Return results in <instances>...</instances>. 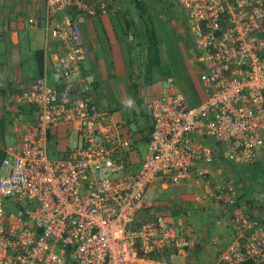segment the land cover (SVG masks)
I'll use <instances>...</instances> for the list:
<instances>
[{
	"label": "built area",
	"instance_id": "obj_1",
	"mask_svg": "<svg viewBox=\"0 0 264 264\" xmlns=\"http://www.w3.org/2000/svg\"><path fill=\"white\" fill-rule=\"evenodd\" d=\"M42 1L45 42L54 41L43 66L50 53L56 82L45 72L30 85L0 74V118L14 108L32 117L0 149V264H203L210 249L211 264H264V214L210 171L264 163V0H174L203 98L193 104L169 87L145 101L150 128L138 164L132 135L97 106L95 77L81 66L80 25L115 0ZM71 132L74 146L58 150L59 136ZM152 184L175 189L172 210L145 203ZM208 203L221 214L212 245L187 224Z\"/></svg>",
	"mask_w": 264,
	"mask_h": 264
},
{
	"label": "crops",
	"instance_id": "obj_2",
	"mask_svg": "<svg viewBox=\"0 0 264 264\" xmlns=\"http://www.w3.org/2000/svg\"><path fill=\"white\" fill-rule=\"evenodd\" d=\"M172 1L173 2H171V0H115L112 9L106 15L89 18L79 27L82 47L86 54L81 66L84 72L91 73L95 77L96 104L101 110L110 112L113 119L118 124L119 122H124L127 118L122 110L134 106L135 101L133 97L140 83L146 84L145 86L148 87L151 92V97L148 99L145 98L146 100L159 97L169 87L180 90L187 96L191 103H193V101H200L203 98L198 78L197 76L194 77L193 72L191 73V70H189L191 68H189L186 73L182 72L185 63L188 65V62H190L192 66L194 65L195 74L198 75V66L194 62L193 48L192 50L190 49L191 58H189L185 52L183 53L189 60L186 62L184 59L182 68H179L173 54L167 56L165 59L171 57V75H166L161 66L162 45H160L157 40L160 60L159 65L152 68H146L144 66L147 64V51L145 44L142 43V37H137L136 35L140 31L139 23L141 24L144 15L146 18L148 17L146 16L148 12L150 16H153L154 22L156 21V23L159 24L162 18L161 12L164 9H167L170 13L174 12L176 7L180 10L174 0ZM42 16V0H0V74L7 82H19L23 85H30L40 77L39 74L37 75L38 77H34V74L31 73L32 79H36L31 82H23L20 75H18L20 60L17 52H14L13 47L18 45L20 34L28 36L29 50L33 51V54L37 50L43 52L44 48L47 46H50V51H54V41L49 35L47 36L48 41L45 42L46 37L42 28ZM30 18L36 20V27H31L27 24V20ZM60 18L61 14L58 13L56 19L60 20ZM128 25L130 26L128 27ZM38 31H40V36L38 35ZM54 65V58L48 53L45 58L44 66L42 67V72H45L47 82L50 85L56 82L53 73ZM187 65L186 67L188 68ZM163 80H165L167 84L166 87L161 85ZM8 112L4 117L10 120L8 115L11 113L12 118L10 120V125L6 128L7 132L4 137L5 143H11L17 138V134L15 135L13 133L14 126H18L21 122L32 120L29 113L25 112L23 109L17 111L14 108L10 109ZM143 118V124L137 127V131L134 135L131 134L135 143L141 141L146 142L150 122L147 114H144ZM59 139L61 140L57 142L56 148L58 150H64L67 146V139L66 137L65 139L60 138V136ZM136 155L140 157L137 149L133 152L132 158H135ZM135 159H137V156ZM261 164L264 163L262 161H257V163L252 166L254 167L253 171L255 173L257 170L262 172L259 170V167L262 168L264 172V167H262ZM217 165L216 163L215 166L210 167V171L211 168H215ZM226 167L229 173L240 172L238 170V168H240L238 165L225 164V168ZM212 174L211 176L215 177L218 175V171ZM228 176L234 187L238 184V181L241 180V177L232 179L230 175ZM257 176L259 177V179H257V185L251 188L245 186L242 188V191L246 188L245 198L250 199L253 201V204L258 206L257 215L261 216L264 214V173H258ZM212 181L216 180L212 179ZM213 207L214 205L208 203L200 207L198 211L202 210L204 213L205 211H214L213 209L215 208L213 215H218V217H220V210L217 207ZM153 208L154 207L151 206L152 210Z\"/></svg>",
	"mask_w": 264,
	"mask_h": 264
},
{
	"label": "rangeland",
	"instance_id": "obj_3",
	"mask_svg": "<svg viewBox=\"0 0 264 264\" xmlns=\"http://www.w3.org/2000/svg\"><path fill=\"white\" fill-rule=\"evenodd\" d=\"M171 2L173 1L171 0ZM161 15L162 18L160 19L158 24L156 23V21L154 22L153 16L152 15L150 16L149 12L147 13V16L149 17L148 20L151 21L153 24L152 28L154 29L155 37L159 41L160 45H162L161 66L165 74L169 75L171 70V65H170L171 57H169V59H165V58L173 54L179 68H182L184 59L186 60V62H188L189 60L184 56L183 53L185 52L187 56L191 58L190 49L192 50L191 47L192 39L190 37V34L188 33V28L186 26V19L184 18V15L180 10H178L177 7L172 13H170L167 9H164L161 12ZM38 35L40 36V31H38ZM13 49L14 52H17L20 60L18 75H20L23 82L34 81L36 78L32 79L31 73L34 74V77H38L37 76L38 70L35 64L33 51L29 50L28 36H26L25 34H20L19 43L17 46H14ZM186 65L187 63H185V67H183L182 72L186 73L187 70L191 68L189 69L191 70V73L193 72L194 77L197 76L194 72L195 70L194 65L192 66L190 62H188L187 65L188 68L186 67ZM145 85L146 84L143 83H140L138 85V90L133 97V100L135 101L134 106L122 110L123 113L126 114L127 116L124 122H119L120 129L124 135H128V136H130L131 134L134 135V133L137 131V127L143 124L144 122L143 117L144 114L146 115L144 111V103H145L144 101H146V99L151 97L150 96L151 92L148 89V87H146ZM161 85L165 87L167 86L165 80L161 82ZM60 138L65 139V136L60 135ZM75 141H76L75 133L71 132L66 140L67 146L69 148H72L75 144ZM134 148L138 150L139 155L142 159L146 151V142L144 141L136 142ZM261 166L264 167V164H261ZM239 167L240 168H238V170L240 172L242 171L241 173L240 172L229 173V170L225 168V164L218 163L217 167L211 168V174L218 171V175H216L215 177L211 176V180L215 179L216 181L214 182L220 183L227 180L229 178L228 175H230L232 179H235V177L237 178L241 177V180L238 181L237 185H235V188L238 190L239 193L243 192L242 188H244L245 186L249 188L255 187L257 185L258 182L257 179H259V177L253 171L254 167H241V166ZM3 175H6V170L0 166V177ZM174 196H175V189L173 187L168 186L167 189H162L159 185L152 184L148 187L146 191L145 203L147 205L154 207L153 211L160 212L161 210V211L169 212V210H172L175 207ZM192 210L193 212H191L190 217H187V224L192 230V233L197 237H203L204 234H206L207 240H205V243L207 244L208 241L209 243H211L212 239L217 238L219 234V231L215 225V223L217 222L216 221L217 217L213 215L215 208L213 209L214 211H207L206 213H203L202 210L200 211H195L196 209H192ZM216 247L219 248L220 245H217ZM211 248L214 247L212 246ZM212 252L213 251L211 249L203 252L202 256L199 258L203 264L212 263L213 260ZM171 264H182V262L180 261L179 258H173L171 260Z\"/></svg>",
	"mask_w": 264,
	"mask_h": 264
},
{
	"label": "trees",
	"instance_id": "obj_4",
	"mask_svg": "<svg viewBox=\"0 0 264 264\" xmlns=\"http://www.w3.org/2000/svg\"><path fill=\"white\" fill-rule=\"evenodd\" d=\"M147 16V15H146ZM149 17H145V15L143 16V19L141 20V24L139 23V28L140 31L137 35V37L141 36L142 37V43L145 44V48L147 51V64L144 65L146 68H152L155 66L159 65V51H158V41L155 37V32L154 29L152 28V22L148 20ZM130 25H128L129 27ZM34 59H35V64L37 66V70H38V74L41 75L42 73V67H43V52L41 50H37L34 52ZM198 101L194 102L193 104H196ZM149 120V119H148ZM11 121L7 120L6 117L4 118H0V149L1 147H3L4 145V137L6 135V128L8 127V125H10ZM3 154L0 153V160L2 158ZM137 156V159H135ZM135 158H132L131 155V162H133V164H138V162L140 161L141 157H139L138 155H136ZM228 165V164H227ZM227 168V167H226ZM227 170V169H226ZM259 170H261L262 172H259L258 170L256 171V174L258 175V173H264L263 169L259 167ZM246 190V188H245ZM243 190V193L241 195V198H243L246 193V191ZM250 190V189H249ZM248 190V191H249Z\"/></svg>",
	"mask_w": 264,
	"mask_h": 264
}]
</instances>
